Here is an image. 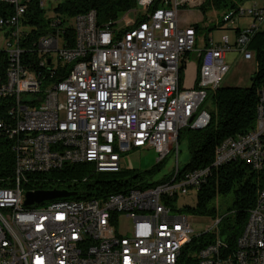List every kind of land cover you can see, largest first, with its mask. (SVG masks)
<instances>
[{"label":"built area","instance_id":"built-area-1","mask_svg":"<svg viewBox=\"0 0 264 264\" xmlns=\"http://www.w3.org/2000/svg\"><path fill=\"white\" fill-rule=\"evenodd\" d=\"M33 1L0 0L12 8L10 16H0V52L9 61L0 98L12 99L8 113L14 122L0 120V134L9 138L15 160L11 185L0 187V264H185L183 252L199 235L178 202L232 161L263 169L264 90L256 129L225 140L210 167L188 173L176 167L159 185L143 183L104 198L58 199L44 208L24 206V185L29 175L68 164H90L94 174L118 173L124 156L139 149L154 150L159 163L175 146L178 155L180 132L210 123L204 105L230 71L226 53L236 48L246 60L253 58L249 46L264 30V2L238 12L237 19L252 23L233 44L225 35L221 44L211 41L200 52L198 80L185 88L179 72L197 35L193 26H180L179 10L199 8L205 0H162L155 10L156 0H137L145 20L124 34L100 27L91 11L73 20V47L63 38L61 21L52 18L49 32L28 49L23 18ZM62 1L38 0L45 10ZM35 62L54 75L64 67L66 75L45 83L31 69ZM122 217L131 222L125 233L118 231ZM195 264H264V184L236 247L218 239Z\"/></svg>","mask_w":264,"mask_h":264},{"label":"trees","instance_id":"trees-1","mask_svg":"<svg viewBox=\"0 0 264 264\" xmlns=\"http://www.w3.org/2000/svg\"><path fill=\"white\" fill-rule=\"evenodd\" d=\"M248 1L205 0L198 10L204 16L208 12L214 11L220 16V19L214 27L209 29L203 28L199 24L192 25L196 35L199 36L204 31L219 29L224 27L226 23L237 20L238 12L245 7V3ZM161 6L162 0H156L152 10ZM136 7L137 0H63L53 9L54 17H49L47 10L40 8L38 0H35L31 3L28 13L23 18V26L27 35L23 41L24 46L28 49L31 48L30 45L33 42L49 32L52 17L61 21L60 26L64 27L69 20H74L77 16L91 11L96 12L97 24L100 27L109 25L111 28L118 29L120 34H124L145 20L144 16L139 15L136 16V25L133 28L119 29L116 27L120 17L136 9ZM230 13L233 16L226 20ZM11 14L12 8L9 5L0 4V16H10ZM240 30L235 31L236 36ZM62 31L63 38L70 47H73L75 41L73 26L66 27ZM208 42L209 39H207L206 46H209ZM249 50H256L259 59L258 73L253 79V85L247 88L223 87L221 85L218 90L209 94L210 106L208 110L211 115L209 125L202 130L187 128L184 133L183 131L180 132L178 141L183 140L186 142L190 155V162L184 172L212 166L215 153L225 140L245 136L256 129L260 93L264 90V30L256 34L250 43ZM189 54L185 56L180 71L182 83L184 82V71ZM41 56L38 58L41 59ZM32 58H34L32 60H36L37 54L32 55ZM200 63L201 60L199 59ZM8 65L9 61L6 54L0 52V79L2 81ZM31 69L41 79L45 77L43 80L45 83L50 82V77L54 75V73H50L53 71H47V67L41 68L37 62L33 63ZM65 75L66 69L61 67L53 78L59 81ZM11 103L12 99L10 98H0V120L10 126L14 125L12 116H9L8 113L12 106ZM8 140V137L0 134V187L10 186L14 175V154ZM159 164L161 163H158L151 171L143 174L135 173L128 180L119 177L122 171L94 174L93 166L90 164H68L59 171L29 175L24 189L26 193L53 190L76 193V196L66 200L104 198L113 193L126 192L131 188L142 187L145 176L153 175L158 170ZM80 184L84 186L83 192L78 191ZM263 184L264 167L262 170L256 171L242 161H232L213 170L210 178L197 193V205L195 207L183 206L182 211L190 216L208 217L213 221H219V223L215 231H209L194 237L186 246L182 256L185 264H195L200 251L218 239L227 243L232 249L236 247ZM146 185L149 186V184ZM226 196L232 197L231 206L226 214L219 215L211 207V203L217 197Z\"/></svg>","mask_w":264,"mask_h":264},{"label":"rangeland","instance_id":"rangeland-1","mask_svg":"<svg viewBox=\"0 0 264 264\" xmlns=\"http://www.w3.org/2000/svg\"><path fill=\"white\" fill-rule=\"evenodd\" d=\"M263 2L264 0H249L245 3V8L250 7L254 3L262 4ZM47 13L49 17L53 16V8L47 7ZM142 13H144V9L136 7V9L121 16L116 27L119 29L133 28V26L136 25V16H139ZM219 17L220 16L214 11H210L204 16L201 11L198 10V7H192L191 9L182 8L179 10V18L186 26L199 24L203 28L209 29L218 23L220 19ZM249 22L250 19L247 17L239 18L233 22L226 23L224 27L212 31H204L201 35L197 36L195 50L187 56V67L184 71L183 86L185 88H191L189 84L196 77L199 52L200 50L204 49V46H206L207 39H209L208 44H211L212 41V43L217 45L221 44V38L227 35L233 44L236 37L234 28L236 26L246 28V26H249ZM69 26H73L72 19L69 20L63 28ZM2 40L3 37L0 34L1 44L3 43ZM251 52L253 54V58L251 60H246L244 53L238 51L236 48H233L231 51L226 53V63L230 66V71L222 83L223 87L247 88L253 85V79L258 73L259 59L256 50H252ZM53 58L54 64L57 65L58 62L56 56L53 55ZM209 106L210 103L207 100L204 108H209ZM184 130L183 133L185 132ZM189 162L190 155L187 144L185 141L180 140L178 145V155L176 154L175 146L168 157L163 162H161V164H159L158 170H156V172L151 176H145L143 183L149 185L162 183L170 178L176 167L180 168L181 171H184ZM158 163V155L154 150H134L124 156L121 170L122 174L119 175V177H122L124 180H128L135 173L143 174L145 172L151 171ZM83 189V184H80L78 186V191L83 192ZM178 203L180 206L195 207L197 205V194L195 192H191L188 196L181 198ZM231 203V196L217 197L211 203V207H213L219 215H224L228 212ZM45 206L46 203L38 205L39 208H44ZM188 216L190 217L192 229L197 235L212 231L217 222V220L213 221V219L208 217ZM121 220L122 223L118 231L125 233L129 230L131 222L124 217H122ZM113 234H115V230L110 231L107 235H105V237H110Z\"/></svg>","mask_w":264,"mask_h":264},{"label":"water","instance_id":"water-1","mask_svg":"<svg viewBox=\"0 0 264 264\" xmlns=\"http://www.w3.org/2000/svg\"><path fill=\"white\" fill-rule=\"evenodd\" d=\"M50 62V61H49ZM24 206L30 207L33 205H41L48 201L58 200V199H68L76 196V193H71L68 191H35L25 193Z\"/></svg>","mask_w":264,"mask_h":264},{"label":"crops","instance_id":"crops-1","mask_svg":"<svg viewBox=\"0 0 264 264\" xmlns=\"http://www.w3.org/2000/svg\"><path fill=\"white\" fill-rule=\"evenodd\" d=\"M254 4H258V3H254ZM179 20H180V26L182 27V28H187V27H190V26H186L183 22H182V20L179 18ZM252 20L250 19V22H249V24L248 25H250L252 22H251ZM247 27V26H246ZM243 28H245V27H241V26H236L235 28H234V31H236V30H240V29H243ZM234 42H235V40H234ZM203 48H205V46L203 47ZM202 50H200V52H201ZM200 52H199V56H198V60L200 59ZM201 60V59H200ZM198 64H199V61H198ZM200 65V64H199ZM199 65H197V70H196V77L194 78V80L192 81V82H190V87H192V86H194L195 84H196V82H197V80H198V76H199ZM186 67H187V63H186Z\"/></svg>","mask_w":264,"mask_h":264},{"label":"bare ground","instance_id":"bare-ground-1","mask_svg":"<svg viewBox=\"0 0 264 264\" xmlns=\"http://www.w3.org/2000/svg\"><path fill=\"white\" fill-rule=\"evenodd\" d=\"M181 76H180V72H179V81H181ZM188 172H192V171H187V172H184V171H181V169L179 168V173H188ZM156 185H159V184H156Z\"/></svg>","mask_w":264,"mask_h":264}]
</instances>
